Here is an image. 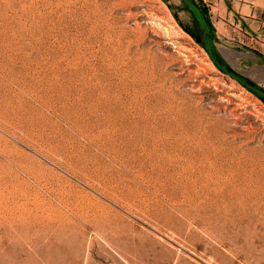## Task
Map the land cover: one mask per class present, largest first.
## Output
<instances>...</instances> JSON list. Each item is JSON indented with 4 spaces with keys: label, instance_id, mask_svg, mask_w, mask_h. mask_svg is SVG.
I'll use <instances>...</instances> for the list:
<instances>
[{
    "label": "rangeland",
    "instance_id": "obj_1",
    "mask_svg": "<svg viewBox=\"0 0 264 264\" xmlns=\"http://www.w3.org/2000/svg\"><path fill=\"white\" fill-rule=\"evenodd\" d=\"M183 25L182 0H0V236L26 264H48L49 196L58 264H264V100Z\"/></svg>",
    "mask_w": 264,
    "mask_h": 264
},
{
    "label": "crops",
    "instance_id": "obj_2",
    "mask_svg": "<svg viewBox=\"0 0 264 264\" xmlns=\"http://www.w3.org/2000/svg\"><path fill=\"white\" fill-rule=\"evenodd\" d=\"M195 1L205 9L218 41L260 59L264 66V0Z\"/></svg>",
    "mask_w": 264,
    "mask_h": 264
},
{
    "label": "bare ground",
    "instance_id": "obj_3",
    "mask_svg": "<svg viewBox=\"0 0 264 264\" xmlns=\"http://www.w3.org/2000/svg\"><path fill=\"white\" fill-rule=\"evenodd\" d=\"M23 168L18 167L16 173V186L22 191L24 181L22 179ZM32 191H34L37 195V184L32 183ZM25 186V185H24ZM27 199V198H26ZM41 210L38 217V225L44 228V236L41 240H39V244L44 247L46 251V256L48 260V264H58L59 258V246H58V236H57V227H58V216L54 212L52 196L45 200H41ZM1 205V204H0ZM21 205V204H20ZM55 207V206H54ZM4 208V207H3ZM22 208V207H21ZM1 211V210H0ZM3 213V212H2ZM104 220V218H103ZM4 218L0 216V230L4 227ZM6 233L3 231V234L0 236V243L2 245V250L4 251L5 255L9 258L12 264H26L28 261H31V255L29 250L21 243H16L9 237L5 235ZM108 235V234H107ZM61 236V235H60ZM44 238V239H43ZM103 241L106 244H110L111 242L115 243L116 239L108 235L104 237ZM61 240V239H60ZM127 257L129 256L127 252H125ZM123 255L121 256L122 261L125 264H130L133 257L130 260L125 259Z\"/></svg>",
    "mask_w": 264,
    "mask_h": 264
},
{
    "label": "water",
    "instance_id": "obj_4",
    "mask_svg": "<svg viewBox=\"0 0 264 264\" xmlns=\"http://www.w3.org/2000/svg\"><path fill=\"white\" fill-rule=\"evenodd\" d=\"M188 7L189 9L194 13L195 18L197 19V22L201 28V34H193L195 36V39L197 41H201L203 42V46L206 49V51L208 52L209 56L211 57V59L214 61V63L217 65V67L219 69H221L222 71H224L225 73L231 75L233 78L238 79L237 76L233 75L230 71H228L214 56L212 53V47H213V43H210V41L208 40L207 36H206V31H205V27H204V22H203V16L202 13L200 12V10L197 8V6L191 1V0H182ZM214 48V47H213ZM219 54V53H218ZM221 59L223 60L224 63H226L228 65V62L223 58V56L221 54H219ZM229 66V65H228ZM230 67V66H229ZM231 69H233L232 67H230ZM254 82V81H253ZM257 86H253L252 84H246V87L249 88L250 90H252L253 92L257 93L259 95V97L264 100V90L260 89L261 86H259L256 83ZM263 88V87H261ZM264 89V88H263Z\"/></svg>",
    "mask_w": 264,
    "mask_h": 264
},
{
    "label": "trees",
    "instance_id": "obj_5",
    "mask_svg": "<svg viewBox=\"0 0 264 264\" xmlns=\"http://www.w3.org/2000/svg\"><path fill=\"white\" fill-rule=\"evenodd\" d=\"M196 6L197 8L200 10V12L202 13L203 16V22H204V27H205V31H206V36L208 38V40L210 41V43H214V41L217 40V37L215 35L214 29L207 17L206 11L205 9L200 6L195 0H191ZM199 26V24H198ZM183 27L185 28V30L187 32H189L190 34H193L192 31L183 25ZM199 29L201 30L200 26ZM195 35V33H194ZM212 53L213 56L228 70L230 71L233 75L237 76V80L242 83L244 86H246V84H252L253 86H257L255 82H253L250 78L236 72L234 69H231L226 63L223 62V60L221 59L220 55L218 54V52L212 47ZM260 89L264 90L263 88L260 87Z\"/></svg>",
    "mask_w": 264,
    "mask_h": 264
}]
</instances>
